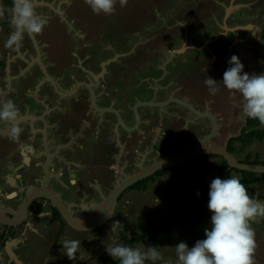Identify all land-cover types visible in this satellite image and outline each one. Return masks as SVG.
<instances>
[{
	"label": "rangeland",
	"instance_id": "rangeland-1",
	"mask_svg": "<svg viewBox=\"0 0 264 264\" xmlns=\"http://www.w3.org/2000/svg\"><path fill=\"white\" fill-rule=\"evenodd\" d=\"M229 6L238 8H233L226 15V10ZM115 7V14L106 15L101 13L97 15L84 3V0H36L35 11L48 19L42 36L48 42L50 41L49 48L53 50L55 53L54 57L57 59L53 66L48 67V72L51 75L61 73L64 77H69L71 76V67L68 63L70 60L75 65L76 59L80 58L83 65L86 61L84 57L89 55L90 57L92 56L89 60L90 63L96 66L99 60L110 57L105 63L112 61L108 63L109 65L106 69L112 70V75L107 76V81L114 92L113 96L123 97L133 85L139 83V79H142L143 82L140 86L138 85L139 87L132 89L129 92L130 95H128L132 96L137 92V97L148 101V99H153L154 97L149 85H154L155 81H146L145 78L162 74L164 68L159 70L155 67L158 62L161 63L164 59H167V61L171 59L177 60L179 65H173L176 69L174 79L176 80V85L178 84L175 87H179L181 83L184 85L186 95L191 97V101L196 105L198 111L209 112L210 114L219 112L218 116L222 118V132H216L214 135H217L220 140L218 141L216 137L214 139L213 136L212 140L207 141V144L220 145L222 141L224 143L230 137L238 136L249 119L243 112L244 101L242 96L239 93L229 92L222 84L220 85L219 93L212 96L208 92L204 81L208 76L217 81H222L223 73L229 67L228 61L232 55L239 57L244 65V72L250 75L264 73V38L262 37L264 31V0H127L125 7H121L119 0H117ZM249 25L250 28L231 30ZM12 31L13 28L10 23L6 22V17L5 21L4 17L0 18V62L3 65L4 62L7 63V61L2 60L5 56L8 61L9 59L13 61L16 58H25L29 61L33 57L31 60L33 64L24 70L21 75L13 79L11 90H15L14 92L18 93L20 101L25 99L26 104L32 109H45L46 111V104L41 103L39 105L35 98L29 96L35 91L34 85L37 86L39 84L38 70L40 65L37 60L34 61V58L38 55L37 47L35 46L37 42L35 40L36 43H34L32 36L26 33L22 42L23 46L19 51L7 49L4 45ZM97 35L103 37L102 42L96 43L95 37ZM84 36H90L89 39H86L88 47L83 43ZM113 49L118 51L115 53L116 56L115 54L113 56ZM126 51L128 52L125 53ZM71 52H76L78 57L71 59ZM120 52H123V55L119 57L118 54ZM18 62L22 68L24 63L21 60H17L16 64ZM139 64L143 66L141 69H139ZM167 69L170 72L172 71L170 65L167 66ZM96 70H98V66L95 70L92 69V71ZM171 76H165L160 83H166L167 78L171 79ZM76 77L81 79L85 76L79 71ZM8 83L9 81L7 80L4 87L5 91L0 93L9 91L7 90L9 88ZM195 83H197V87L193 86ZM0 84V89H2L4 85L2 79H0ZM4 96L0 95V99H3ZM133 97L131 98V103L134 102L136 96ZM82 107L86 108L87 106L83 105ZM174 109H178V106H174ZM139 111H141L142 117L153 120L147 121L145 125H156L155 127L160 125L161 127V124L164 123L168 134L156 135V132L152 143L155 151H151L152 153H149V155L145 154L148 147L147 150L141 148L138 153H130V159L123 156L121 158L122 170L126 168L130 170V172L126 170L129 173L137 171V165L151 164L153 161L168 158V155L170 156L175 151L180 152L183 147L193 146L194 142L200 141L205 134L208 135L213 127L210 118L202 117L198 114L195 115V113H188L182 107L181 115L184 118L177 121L165 113L158 114L156 107H140ZM178 111L180 112V109ZM128 112H131V110L128 109ZM134 115L135 111L133 110L131 112L132 119L126 120V122L131 123L134 121ZM53 119L62 121L59 126L61 133L56 129H50L51 136L57 138H62L69 134L70 123L75 125L74 128L79 125L77 121L67 120L64 117L62 119L58 118V114L56 117L54 115ZM23 126L26 125L22 124L20 127ZM259 128H264V125H260ZM101 130L102 138L100 140H97V135L95 139L92 135L89 138L86 135L83 136L85 143L80 151L82 155L83 151H86L89 157L91 155L94 159L99 160V163L101 162L99 171V164L97 169L96 166L91 168L89 170L90 173L87 172L88 175H85L82 185L71 186L66 181L63 186L57 181L55 184L52 182V185L54 184L57 190H61L60 194L64 201L68 203L79 202L74 205V209H80L78 205L82 204L81 197H87L84 202L87 206L101 202L102 196L110 193V188L124 178V176H121L118 164H114L111 168L107 166L114 152V149L111 148L112 145L108 142L109 139L114 140V136L118 133L115 127L112 130L111 122L104 125ZM74 132H76L75 129ZM128 132V129L120 125L121 135ZM19 145L17 144L15 147L18 148ZM12 148L13 146L10 147V149ZM246 148L247 152L256 153L260 161L264 162V142H254L246 146ZM90 150L92 151L89 153ZM234 156L239 159L243 158L240 153H236ZM115 159L119 163L117 156H114ZM130 164L131 167H129ZM191 167L194 170V175H192L190 181L191 184H209L211 177L216 175L217 166L215 163L210 165L209 169L199 170L197 162L192 161ZM176 174V171H170L157 176L156 183L149 184L145 191H137V189L127 190L118 200L116 210L108 223L99 228L98 235L89 232L90 237L88 240H81L83 236L71 229L68 232L69 234L64 236V239L82 241L81 252L84 255L83 261H72L62 254L61 243L64 240H60L59 251L53 252L49 250L55 242L59 227L57 229L56 227L48 228V224L45 223L46 218L33 219L37 223L40 222L42 240H37L33 236L34 233L28 230V236L26 237L28 239L25 240L22 247L17 249L20 260L27 261L31 256H35L38 264H101L98 258L109 255L105 251V246L112 243L113 239L121 244L118 237L119 230L123 227L126 228L129 237L134 236L136 232L135 224L138 219L148 229L149 220L154 218L153 207L162 199L165 189H173L175 187ZM230 176L237 175L232 173ZM1 182V184H4L3 181ZM248 191L250 195L264 202V181L250 186ZM2 197L0 196V198ZM155 197H159L156 202H154ZM2 200L7 202L4 198ZM40 205L37 204V208H35L37 211L40 209ZM196 210L202 217L195 221L193 217L187 215L189 222L188 231L180 232L174 230L171 235L163 237V242L157 249L163 253L165 260L171 259L173 264H176L175 245L179 242H186L191 248L197 240L206 238L204 230L211 227L212 213L204 202L199 203L196 206ZM114 221H119L123 225L118 227L115 233L110 231ZM252 226L255 229L258 243L255 254L256 261L257 264H264V238L260 237L261 232L264 230V218H261L259 222L254 223ZM94 235L96 236L91 238ZM13 240L15 238L9 239L7 242L10 243ZM11 245L13 246L14 244ZM11 245L8 246L7 251L13 254ZM147 246L152 245L149 243L137 245V247L145 250ZM86 256H90L89 262H87ZM157 264H161V262L158 261Z\"/></svg>",
	"mask_w": 264,
	"mask_h": 264
},
{
	"label": "crops",
	"instance_id": "crops-1",
	"mask_svg": "<svg viewBox=\"0 0 264 264\" xmlns=\"http://www.w3.org/2000/svg\"><path fill=\"white\" fill-rule=\"evenodd\" d=\"M4 21H5V16H4ZM31 36L33 38L34 43L37 42L35 46L36 45L41 46L39 47L40 49L39 50V53H40L39 60H38L39 63L43 64L42 63L43 61L46 64L47 68L50 66H53L57 59L53 55V50L49 48L50 41L48 42L47 39L43 38L42 34L31 35ZM41 43L43 44V46ZM38 46L36 47L38 48ZM127 52L128 51H126L125 53ZM2 60L7 61V63L4 62V66L0 67L1 69L0 79L4 81V85L2 89H0V92L5 91V88H4L5 82L8 80L9 88L7 90L9 91L4 92L5 93L4 98L6 99L8 98L9 100L13 101L17 105L19 109V120L17 123L19 124V126H21L22 124L26 125V126L21 127L23 131L20 135V142L17 143V142H14L11 136L9 135V127H10L9 124L4 121L0 122V170H1L0 171V196H3L2 198H4L7 201V202H4L2 198H0V206L2 208H10L12 210L13 209L16 210L21 200L20 198L18 199L17 197L14 198L16 195L15 189H16V186L18 185L23 188H27L29 186L37 187L40 185L39 184L40 180L41 182L45 181L44 184L46 185V187L59 193V195L61 196L60 194L61 190H57L56 187H54V184L56 183V181L57 183H60L63 186L66 183V181L71 186L82 185L84 183L85 175L87 176L88 173H90L89 170L91 168L96 166V169H97L98 164H99V167H98V171H99V168L101 166V162L99 163V160L94 159L91 155L89 157L86 151H83V155L80 154V151L83 149L84 143H85L83 136L86 135L89 138L92 135L93 138L95 139L97 135V140H100V138H102L101 129L103 128V125L101 123L103 122V120L105 121L111 120V117L108 115H104L102 113H98L97 110L90 109L91 107H89V105L87 106L88 98L85 93L80 94V95L78 94V96H73L72 98L66 93V91L58 90V88L55 85L53 86V88H50V85L46 87L45 83L42 86L34 85L35 91L32 95H29V96L35 98L39 105H41V103L46 104L47 110L46 111L45 109L39 110L37 108L32 109L31 107H29V105L26 104L25 99L23 101L22 100L20 101V97H18V93L14 92L15 90L13 91L11 90V83L16 76L21 75L24 70L29 68V66H32L33 62L32 61L29 62L25 58L24 59L16 58L13 61L9 59L8 61V58L6 56ZM17 60H21L22 63H24V66L22 68L19 62L18 64H16ZM68 63H70V61H68ZM76 63L79 64V66H81L80 58H78V61ZM59 75H62L63 77L64 87L66 88L67 86H70L71 81L69 80L66 81V77H64L63 74L58 73L57 75H53V76H59ZM40 77L41 76H39L38 78L39 82H40ZM38 80H37V83H38ZM179 88L183 89L184 85L181 83ZM127 104L128 105L131 104V99H129ZM83 105H86L87 107L86 108L82 107ZM139 113H140V118H141L140 119L141 124H140V127L137 128L138 130L137 129L129 130L127 134L124 133L122 134L123 135L122 136L120 134V128H116V125H115V129L118 134L114 136V140L109 139V142H108L112 145L111 148L114 149V152L111 155L107 166L111 168L113 167L114 164L115 165L118 164L119 165L118 167L120 168L119 171L121 172V175L123 174V176L129 175L135 172V171H131V173H129L130 170L126 168L125 170H122L121 158H123V156L130 159V153L132 152L138 153V150H140L141 148L147 150L148 147L149 148L145 152V154L149 155V153H152L151 151L153 152L155 151L154 148L152 147V143L155 138L156 132H157L156 135L168 134L166 132V126L164 125V123L161 122L162 123L161 127L160 125H158L157 127H155L156 125L155 126L145 125L147 121L150 122L153 120L146 118V117H142L141 111H139ZM180 113L181 112H179V115H177L178 118L171 117V116L170 117L175 119V121L180 120L184 118L182 117ZM57 114H58V118L62 119L64 117L67 120L77 121L79 123L78 127L74 128L75 125L70 123L71 126L69 129V134H67L65 137L57 138L55 136H51L50 129H56L58 132L61 133V131H59V126L62 121L59 119H53L54 115L56 117ZM218 114L219 112L216 114L212 113L217 123L216 132L219 133V131L222 132V129H221V119L222 118L219 117ZM131 119L132 118L129 117L126 120H131ZM126 124L129 126L130 123L126 122ZM74 129L76 130V132H74ZM259 129H264V128H259ZM215 137L217 138V135L214 136V139ZM117 140L118 142L116 143ZM217 140L219 141L220 139L217 138ZM254 142H257V141H253V143ZM194 143L195 144L191 147L182 146L183 149H181L180 152L196 147L199 141H196ZM17 144H20L18 148L15 147ZM225 144L226 142L223 143L222 141L220 145H212V144L211 145L212 146H224ZM206 145H210V144H207L206 142ZM11 146H13L12 149H10ZM160 148H161V145H160ZM246 149L244 150L243 153H241L242 156L246 155L247 153H251V152H247ZM91 151L92 150H90L89 153ZM180 152L175 151L174 153H171L170 156L176 155ZM43 154H45V156H43ZM114 156L115 157L117 156V160L119 159V163L116 161V159L114 160ZM170 156L168 155V157ZM151 158H154V157L152 156ZM214 163L217 166L220 163V159L214 158V157L208 158L203 163H197V166H198L197 168L199 170L209 169L210 165ZM41 164L43 168L40 166ZM129 167H131V164L129 165ZM126 170H128L129 172H127ZM171 172H174V171H171ZM232 173H235V172H232ZM236 175L238 176L239 174L236 173ZM156 179L157 178L155 177L152 182H149L147 185V188L149 184L151 183L155 184ZM1 181H3L4 184H1L2 183ZM52 182H54L53 185H52ZM257 183L258 182L254 184H257ZM112 188H110V190H112ZM147 188L145 190H147ZM23 195L24 193H20V196H23ZM163 197H164V192L162 195V199H160L159 203L163 200ZM61 198L63 199L62 196ZM86 198L87 197H81L82 204H79L78 206L86 205L84 203ZM158 199L159 197H155L154 202H156ZM40 203L41 205H44V204L46 205V203L44 204L42 202ZM40 203L38 204L40 205ZM77 203L72 202L71 204H73V207H74V205ZM116 207H115V210H116ZM44 218H46L45 223L48 224L47 226L48 228L51 229V227H56L57 229L59 227L58 229V232H59L60 228L62 227V230H63L62 235L59 237V241L57 242L56 245H54V243L51 245L49 249L50 251L56 252L57 250L58 251L60 250V245H61L60 240H65L64 236L68 235L69 234L68 232H70L71 229L75 230L77 234L80 233L83 236L81 240H88V238L90 237L89 231L78 230L76 228H73L72 226H70L69 224L65 222H64L65 224L59 221L52 222L51 221L52 215L49 213L48 207L46 208L42 206L40 207L38 211L35 208H33L32 210H30L29 214L27 215L26 223L22 224L20 227H15L13 229V232H14L13 238H9V239L15 238V240L10 241V245L11 243L14 244L13 246L11 245L13 254L12 252L10 253L7 251L9 248L7 244L9 242L7 241L5 242L4 250L2 249L0 251V264H38V260L36 259L35 256H31L27 261H21L18 255L17 249L19 247H22L25 243V240L28 239L26 238L28 236V230L34 233L33 236H35L37 240H42V236L40 234L41 232L40 222L37 223L33 219L40 220ZM108 221L105 224H107ZM105 224H103L100 227L105 226ZM3 228L4 226L1 225L0 236L4 232ZM95 236L96 235L91 236V238ZM260 237L264 238V230L261 232ZM86 258H87V262H89L90 256L89 257L86 256ZM99 262H101V264H108V263L102 262L101 260H99Z\"/></svg>",
	"mask_w": 264,
	"mask_h": 264
},
{
	"label": "clouds",
	"instance_id": "clouds-1",
	"mask_svg": "<svg viewBox=\"0 0 264 264\" xmlns=\"http://www.w3.org/2000/svg\"><path fill=\"white\" fill-rule=\"evenodd\" d=\"M84 3L97 15H112L115 14L117 0H84ZM119 4L125 7L127 0H119ZM35 7L36 0H12L11 8L0 5V18L7 12L13 28L5 48L19 51L26 33L29 36L42 34L48 19L38 14ZM228 64L222 81L209 76L204 81L208 92L212 96L217 95L222 84L229 92L239 93L244 101L246 117L264 125V73L250 75L244 72V65L236 55L231 56ZM18 120L17 105L11 100L0 99V121L9 124V135L17 143L23 131ZM208 195V208L212 215L211 227L204 230L206 238L197 240L191 248L183 241L176 244V264H257L255 254L258 243L252 225L264 218V202L250 195L238 176L212 179ZM121 226L119 221H114L110 231L115 233ZM61 244L62 254L69 260H84L80 240L66 239ZM105 251L120 264H157L158 261L173 264L171 259L165 260L163 253L154 246H147L145 250L117 243L113 239L105 246Z\"/></svg>",
	"mask_w": 264,
	"mask_h": 264
},
{
	"label": "trees",
	"instance_id": "trees-1",
	"mask_svg": "<svg viewBox=\"0 0 264 264\" xmlns=\"http://www.w3.org/2000/svg\"><path fill=\"white\" fill-rule=\"evenodd\" d=\"M0 4L6 8H11L12 0H0ZM6 22L9 24V16L6 12L5 14ZM264 38V31L262 33ZM3 67V63L0 62V67ZM259 121L248 119L246 125L242 128L238 136H233L228 139L227 150L232 154L243 153L246 146L253 143V141L264 142V129H259ZM239 145V146H238ZM238 146V147H236ZM236 152V153H235ZM220 158V163L216 168V175L211 177V180L217 177L222 179L229 178L232 172L239 174L241 182L249 189L250 185L264 180V173H254L248 171L238 170L236 168H230L225 159L216 154L203 155L194 159L187 160L177 166L162 169L155 174L134 183L128 187L118 198L123 196L127 190L137 189L138 191H143L147 188L149 182H152L155 177L161 176L170 171H176L175 177V187L173 189H165L163 200L153 207L154 218L150 219L148 222V229L144 227L140 219L137 220L135 227L136 232L134 236L129 237L126 228L119 230V239L121 244L131 246L136 248L140 243H149L154 247H159L163 242L164 236H169L174 230L180 232H186L189 230V222L187 220V215L193 217L195 221L201 219L202 215L196 210V206L199 203L204 202L208 208L209 200V184L207 183H194L191 184L192 175H194V170L191 167V162L196 161L197 163H203L208 158ZM240 162L252 163V164H264L261 162L256 153H247L242 159L235 156ZM199 192V196H197ZM209 209V208H208ZM60 214L56 208L52 207V218L51 221H61ZM63 230L60 228L57 237L55 239L54 245L59 241V237L62 235ZM90 233L99 234V228H96ZM14 234L3 233L0 236V249L4 243L9 239L13 238ZM104 263L108 264H120L119 260H114L110 255L100 256L98 258Z\"/></svg>",
	"mask_w": 264,
	"mask_h": 264
},
{
	"label": "flooded vegetation",
	"instance_id": "flooded-vegetation-1",
	"mask_svg": "<svg viewBox=\"0 0 264 264\" xmlns=\"http://www.w3.org/2000/svg\"><path fill=\"white\" fill-rule=\"evenodd\" d=\"M84 38L85 39H83V43L85 44V46L88 47V43H87L86 39L87 38L89 39L90 36H88V37L84 36ZM95 39H96V43H100V42L103 41L102 40L103 37L101 35H99V36L97 35L95 37ZM39 47H41V46L39 45L38 48L36 49L38 51V55L34 59V61L37 60L38 63H39L38 60H39V54H40L39 53V50H40ZM116 52H118V51L116 49H113V56H114V54ZM176 52H179V51H176ZM122 53L123 52H120V54H118V56L120 57L121 55H123ZM54 54L55 53L53 52V55ZM115 56H116V54H115ZM70 57H71V59L72 58H76V57H78V54L76 52H71ZM91 57L89 55L85 56L84 59H86V61H85V63H83V65L81 64V66H79V64H77V63L74 65L73 63H71V60H70L69 64H70V67H71V76L66 77V81L67 80L71 81V84H70V86H67L66 88L63 86L64 80H63L62 75H59V76L51 75L48 72V68L46 67V64L42 61L43 64L39 63L41 68L39 67L38 71H39V76H41V77H40V82H39L38 85L42 86L45 83V86L47 87V86L50 85V88H53V86L55 85L58 88V90L66 91V93L69 96H71L72 98H73V96H78V94L80 95V94H84L85 93L87 95V98H88L87 106L89 105V107H91L90 109H95V110H97L98 113H102L104 115H108V116L111 117V120H106V121L103 120V122L101 124L104 126L107 123L111 122L112 129L115 127V125H116V128H120L121 124L119 123L118 117L122 118L121 120H123V122H124V124L126 126L125 127L126 129L135 130V129L139 128L140 124H141L140 123V121H141L140 119L141 118H140L139 108L140 107H146V106H138L137 107V113L139 115V120L137 119L136 115H134V117H133L134 121H132L129 124V126H128L126 124V119H128L129 117L132 118L131 117V112L134 110L133 107L135 108L137 103L138 102H142V101H146V102H150L151 101L153 103L161 104V105L153 106V107L157 108L158 114L165 113L167 116L176 117V118H178L177 115H179V111H178L179 109H180V112H181V107L184 108L188 113H192L193 114V113H195L194 110L197 111V107L191 101V97L186 95V93H185L186 89L185 88L181 89L179 87H175L178 84L176 85V80L174 79V76H175V73H176V69H175V67L173 65H175V66L179 65L177 60L174 61V59H171L170 61H167V59H164V60L161 61V63L158 62L157 64H155L156 69L161 70V69L164 68V71L159 76L151 77V78H150V76H147V78H145L146 81H148V80H150V81L154 80L155 81L154 85H149L151 92L154 93V97H153V99H148V101H147V100H142L140 97H137L138 94H137V92L134 93V91H133V93H134L133 95H135L136 97L134 96L135 97L134 98L133 95L129 96L130 95L129 92L132 89H136V87L140 86V84L143 82L142 79H139L138 80L139 83L135 84L136 86L133 85L134 87L132 86L130 88L129 92H126V94L123 97L113 96L114 92L111 90L110 83L107 81V76H111L112 75V70L106 69V67L109 65L108 63L112 62V61H108L107 64L105 63L107 61V59L110 58V57H107L105 59L99 60L98 63L96 64V66H94L93 63H90L89 60H90ZM77 61L78 60L76 59V62ZM29 62H31V60H29ZM103 64H104V66H103ZM71 65H74V66H71ZM169 65L171 66V70H172L171 72L167 69V66H169ZM97 66H98V70L92 71V69L95 70V68ZM142 67L143 66L140 65L139 69H141ZM79 71H81L84 74V76H85L84 78H81V79L79 78L78 79V77H76L77 73ZM170 75H172L171 79L167 78V82L166 83H160L165 76H170ZM193 86L197 87V83H195V85H193ZM160 93H161V95H160ZM132 97L134 98V102H132L130 105H128L127 102ZM174 106H178V109H174ZM128 109H130L131 112H128ZM195 115H197V114L195 113ZM117 125H118V127H117ZM117 142H118V140L116 141V143ZM227 142H228V140H227ZM227 142L224 145V146H226V148H227ZM224 146H222V147H224ZM43 156H45V154H43ZM172 156H174V155H172ZM40 166L43 168L42 164ZM142 166H148V165H143V164L137 165V167H138L137 170H139L140 167H142ZM121 176H123V174ZM41 183L42 182L40 180L39 181L40 185L37 186V187H40L42 185ZM15 191H16V195H15L14 198H16V197L18 199L20 198L21 199L20 202H21L22 199L25 197V188L20 187L18 185V186H16ZM20 193H24V195L20 196ZM59 197L61 198L60 195H59ZM61 200L65 204L68 203V202L64 201L62 198H61ZM39 201H41L43 204L46 203V205L45 204L44 205H40V207H42V206L46 207V208L48 207L49 213L52 215V207L53 206L51 205L50 201H48L46 199H36V200H34V202L31 204V206L29 208V212L33 208H37V204L39 203ZM74 208L75 207H73L72 209H74ZM29 212H28V214H29ZM59 222H63L64 223L65 221L62 219ZM24 223H26V220L22 224H24ZM1 225L4 226V228H3L4 232L3 233H6V234L13 233L14 234L13 229L15 227H7L6 225H3V224H1ZM21 225H19L17 227H20ZM4 245H5V243H4ZM4 245L2 246L0 251L2 249L4 250Z\"/></svg>",
	"mask_w": 264,
	"mask_h": 264
},
{
	"label": "water",
	"instance_id": "water-1",
	"mask_svg": "<svg viewBox=\"0 0 264 264\" xmlns=\"http://www.w3.org/2000/svg\"><path fill=\"white\" fill-rule=\"evenodd\" d=\"M233 8H238L235 6H229L226 10V15L233 10ZM250 28L249 26L237 27L231 30H237L242 28ZM226 29V28H225ZM37 46V45H36ZM172 101V100H171ZM161 105L153 102H138L134 108L135 115L139 120V115L137 113L138 106H156ZM187 105V104H186ZM194 112L202 117L210 118L212 122V131L205 135L197 144L196 147L182 151L177 155L171 156L169 158H162L160 160L154 161L148 166H142L136 172L125 175L123 179L118 181L112 188L110 193L106 196H102V201L98 203H93L89 206L81 205L80 209H72L73 204H65L59 197V193L49 189L42 182L40 187H27L25 188V197L20 202L16 210L9 208H2L0 206V223L6 225L7 227H17L21 225L27 218L29 208L31 204L36 199H46L50 201L51 205L56 208L61 218L73 228L83 231H92L99 228L105 224L112 216L115 207L118 202L119 196L131 185L141 181L156 172L177 166L187 160L194 159L203 155L216 154L222 156L230 168H236L242 171L254 172V173H264V164H252L240 162L231 152H229L226 146H212L206 145V142L210 140L216 133L217 123L215 117L209 112H199L198 110ZM122 118L118 117L119 123L126 127ZM126 129V128H125ZM12 244V243H11ZM10 243L7 244L9 246Z\"/></svg>",
	"mask_w": 264,
	"mask_h": 264
}]
</instances>
